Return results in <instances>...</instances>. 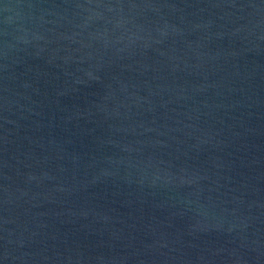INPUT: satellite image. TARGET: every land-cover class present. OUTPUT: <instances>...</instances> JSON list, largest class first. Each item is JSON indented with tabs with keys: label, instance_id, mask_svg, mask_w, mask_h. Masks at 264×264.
Here are the masks:
<instances>
[{
	"label": "water",
	"instance_id": "obj_1",
	"mask_svg": "<svg viewBox=\"0 0 264 264\" xmlns=\"http://www.w3.org/2000/svg\"><path fill=\"white\" fill-rule=\"evenodd\" d=\"M0 264H264V0H0Z\"/></svg>",
	"mask_w": 264,
	"mask_h": 264
}]
</instances>
